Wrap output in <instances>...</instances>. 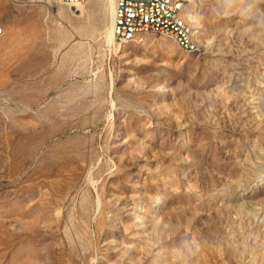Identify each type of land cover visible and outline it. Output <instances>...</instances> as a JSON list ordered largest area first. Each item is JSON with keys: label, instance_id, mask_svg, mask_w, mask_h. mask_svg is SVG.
<instances>
[{"label": "rangeland", "instance_id": "374dc122", "mask_svg": "<svg viewBox=\"0 0 264 264\" xmlns=\"http://www.w3.org/2000/svg\"><path fill=\"white\" fill-rule=\"evenodd\" d=\"M186 3L195 52L0 0V264H264V0Z\"/></svg>", "mask_w": 264, "mask_h": 264}, {"label": "built area", "instance_id": "2783aa9c", "mask_svg": "<svg viewBox=\"0 0 264 264\" xmlns=\"http://www.w3.org/2000/svg\"><path fill=\"white\" fill-rule=\"evenodd\" d=\"M63 4L84 3L86 0H59ZM182 0H115L113 36L116 44L124 36H135V30H146L148 36L174 35L175 40L193 45V26L184 27L177 21L176 5ZM77 11V10H75ZM4 28L0 25V36ZM139 40H145L140 39Z\"/></svg>", "mask_w": 264, "mask_h": 264}, {"label": "bare ground", "instance_id": "6f19581e", "mask_svg": "<svg viewBox=\"0 0 264 264\" xmlns=\"http://www.w3.org/2000/svg\"><path fill=\"white\" fill-rule=\"evenodd\" d=\"M183 2H181L180 4H177L176 5V16H177V21L179 23H181V25H183L184 27H192L190 25V21H189V17H188V14L186 13V6H187V0H182ZM84 3L82 2H74V3H71V4H67L68 6H71V7H75V10H78L80 8L81 5H83ZM114 9H115V4H114V8H113V11H112V16H111V24L113 26V18H114ZM111 34H112V37H113V41H114V36H113V31L111 29ZM148 35V31L146 30H135V36H124L122 38H120V41H119V44L117 45H122V44H125V43H130V42H133V43H141L143 42L144 40H139L138 38L140 39H144L145 36ZM161 38H167V39H170L172 41H174L181 49L185 50V51H190V52H195V51H198L200 49V46H199V43L195 37V34L193 32V45H194V48L195 49H186V43H183L181 42L180 40H175V37L174 35H161L160 36Z\"/></svg>", "mask_w": 264, "mask_h": 264}, {"label": "crops", "instance_id": "0c3cea01", "mask_svg": "<svg viewBox=\"0 0 264 264\" xmlns=\"http://www.w3.org/2000/svg\"><path fill=\"white\" fill-rule=\"evenodd\" d=\"M85 5V4H84Z\"/></svg>", "mask_w": 264, "mask_h": 264}]
</instances>
